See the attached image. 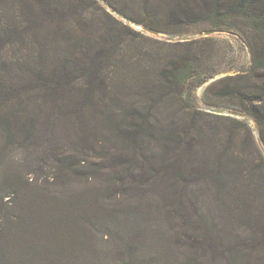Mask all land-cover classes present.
I'll use <instances>...</instances> for the list:
<instances>
[{"label":"trees","instance_id":"obj_1","mask_svg":"<svg viewBox=\"0 0 264 264\" xmlns=\"http://www.w3.org/2000/svg\"><path fill=\"white\" fill-rule=\"evenodd\" d=\"M130 2L140 0H0V112L9 107L0 113L3 151L52 162L39 181L9 167L0 149L9 167L0 181V264L28 256L46 235L54 241L43 248L48 264H146L142 234L156 227V214L159 237L147 236L158 254L175 255L162 260L167 264H264V154L254 133L235 118L184 107L188 59L163 65L151 80L154 63H126L130 28L104 6L162 33L175 31L159 24L164 19L226 30L234 29L231 19H246L243 35L256 32L258 41L248 40L252 67L233 94L236 111L257 122L264 144V0H143L156 6V24L132 15ZM132 199L137 206L121 216L114 207L119 222L105 232V202ZM96 235L111 246L96 248ZM57 255L66 259L56 262Z\"/></svg>","mask_w":264,"mask_h":264},{"label":"rangeland","instance_id":"obj_2","mask_svg":"<svg viewBox=\"0 0 264 264\" xmlns=\"http://www.w3.org/2000/svg\"><path fill=\"white\" fill-rule=\"evenodd\" d=\"M129 4L130 5L127 7V10L130 11L132 15L136 14L134 15L135 17L144 20L146 23H151L153 21V23L156 24V6L149 5V7H146L145 4L143 5V0H140V2H130ZM104 6L117 21L123 23L124 25H127L130 28V32L126 31L127 35L125 37L124 49L126 50V56L123 55L124 52L121 53L123 57L125 56L126 59H124V61L126 63L129 61V59L132 61L147 60L149 62H152V64L154 63L152 72L148 74V79L151 80L155 78L157 74H159V71L162 68L166 67L163 65H168L169 62L179 57L188 59L189 63L192 64L193 67L192 77L189 79L188 83L185 86L186 99L184 103H182L184 107L189 109L191 106H194L198 111L202 113H210L223 117H227V115L211 112L208 110V108H215L218 110H226L239 113L236 111V109L238 108V97L235 96L236 94H233V91H235L234 88H237L239 84L247 85L246 75H248L252 67L253 60V53L250 48L251 44L248 40L252 41L254 39V36L258 35L256 32H251L252 37L246 39V37L243 35L245 33H242L244 30H249V22L246 19H231L230 23L235 24L234 29L232 30H226V26L215 27L211 24L210 21H197V23H191L190 25H174L170 20L164 19L159 24L162 26H166V28L174 29L175 31L173 33L161 32L160 35H152L146 32L144 29H140L135 26V22L122 16L116 10L112 9L111 7H107L106 5ZM96 20H99L98 24H104V20H102L100 15ZM143 27L146 28L145 26ZM147 28L151 29L149 27ZM210 30L215 31L216 33L208 36L205 35V33ZM254 41H258V39L255 38ZM176 43H180L181 45H178ZM143 55H145V58H142ZM141 72L142 71L138 70V74ZM240 75L243 76V78L241 80H236L235 77ZM34 94L35 93H31L28 94V96ZM130 99L131 98L127 97L126 101ZM8 109V106H4L0 113ZM244 116V118H237L234 116L228 117H232L241 122H245L247 124V127L252 130L257 140V136L260 137L257 122L250 116H247L245 114ZM69 120L70 119L65 120V127H63L66 131V134H68L66 142H70L73 138V134L71 133L73 126L70 125L71 120ZM215 122V125H220L226 129L240 128V126L235 124L234 122H225L222 120H216ZM244 132L245 131H242L241 133L243 134ZM2 137L4 136L2 135L0 129V149H2L3 151L5 147V140H2ZM64 144L67 145L63 142L62 146H64ZM18 145L23 148L21 142H19ZM260 149L262 148L260 147ZM9 150L10 151H3V154H5L6 161H8L9 167L12 166V169L14 171L24 173L28 177L39 179V181H43L47 177V174L45 172L46 170H49L48 165L52 163L50 159L44 162L40 157L34 158L32 156L35 159L33 161L34 163L37 160H41L39 164H33L29 155H21L26 153L21 149H16L14 151V147H10ZM97 157L101 158V155L98 154ZM2 164L3 162L0 163V181L3 180L4 172L9 170V167L2 166ZM43 164H45L44 168ZM18 197V194H15L13 198L18 199ZM138 202L139 200L135 199H132L128 202L123 201V204L120 203V200H118L116 204L113 202H105L106 204L104 205L103 210L109 211L110 216L107 218H109L111 223H109L110 225L108 227L104 225V231L107 232L113 224L119 222L120 218H116L115 214L112 212L114 211V207H116L121 216L122 209L126 208L129 210L133 207H136ZM2 218L3 217L0 216V228L5 226ZM161 221L162 217L156 214V227L147 229L145 232L146 235L142 234V237L149 243L147 251L143 254V259L146 264H167L162 260L169 258L174 261L175 259V255L168 251L167 253L162 251L158 254V252L156 251V244L149 237H155V233L153 231H156V229L160 228L159 224L162 223ZM130 225L132 224L130 223ZM162 225H165V223H163ZM158 234L159 233L156 231V238L157 236L159 237ZM98 235H96L94 240L96 248L108 249L109 246H111V240H104ZM215 235L217 236V231H215ZM29 241H31V238H29ZM53 243L54 241L52 242V239L50 237H47L46 235L42 242H36L34 244L35 248L31 250L28 256H24L18 262H13L11 264H48V261L43 255V248L45 246L46 248L51 249V245ZM88 250L89 249L82 250L83 253L82 255H80V261L85 262V260L89 257L90 252H88ZM56 252L58 251L56 250ZM63 257L64 256L60 257L59 255H57L56 262L61 261L59 259H66L65 257ZM153 259L155 260L154 262ZM170 262L171 261H168L169 264H171ZM220 262H222V259L216 258V260L214 259L212 261L207 260L206 262H204V264H220ZM113 263L114 262L112 261V264ZM86 264H98V262H96L94 259L89 258ZM131 264H133V262Z\"/></svg>","mask_w":264,"mask_h":264},{"label":"water","instance_id":"obj_3","mask_svg":"<svg viewBox=\"0 0 264 264\" xmlns=\"http://www.w3.org/2000/svg\"><path fill=\"white\" fill-rule=\"evenodd\" d=\"M134 25L137 26L140 29L141 28L144 29L146 32H148V33H150L152 35H160L161 34V32H158V31H155V30H151V29H148V28H144L142 25H139L137 23H134ZM214 33H216V32L213 31V30H210V31H207L205 33V35L208 36V35H212ZM208 110L211 111V112H216V113H219V114H225L227 116H234V117H237V118H244L245 117L243 114L235 113V112H232V111L218 110V109H215V108H208ZM257 141H258L260 147L262 148L261 150L264 153V144L262 142V139L259 136H257Z\"/></svg>","mask_w":264,"mask_h":264}]
</instances>
